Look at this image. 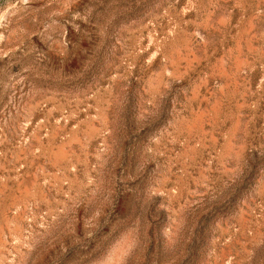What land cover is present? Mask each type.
Instances as JSON below:
<instances>
[{"label": "rangeland", "instance_id": "374dc122", "mask_svg": "<svg viewBox=\"0 0 264 264\" xmlns=\"http://www.w3.org/2000/svg\"><path fill=\"white\" fill-rule=\"evenodd\" d=\"M0 264H264V0H0Z\"/></svg>", "mask_w": 264, "mask_h": 264}]
</instances>
